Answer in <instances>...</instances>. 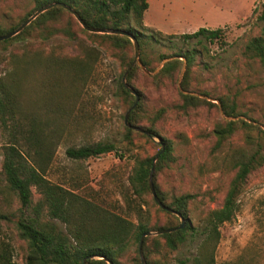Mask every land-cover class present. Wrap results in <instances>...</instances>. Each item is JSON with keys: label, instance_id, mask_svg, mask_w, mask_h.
<instances>
[{"label": "trees", "instance_id": "trees-1", "mask_svg": "<svg viewBox=\"0 0 264 264\" xmlns=\"http://www.w3.org/2000/svg\"><path fill=\"white\" fill-rule=\"evenodd\" d=\"M51 2H60L73 9L88 27L120 29L134 36L139 48V61L148 71H152L162 58L171 57L150 75L155 85L163 79H171L179 71L182 57L184 70L179 81L180 90L177 91L179 103L175 107L181 111L198 105L216 107L204 98L182 91H192L188 78L190 68L202 55L203 42L221 41V28L200 26L191 32L162 34L142 23L143 12L148 5L146 0H31L32 7L15 24L7 27L0 25V35L14 29L36 8ZM260 19L264 20V5ZM55 36L74 41L75 51L72 54L62 53L60 44L49 43ZM78 36H82V39ZM163 37H176L183 41L194 39L198 46L178 49L169 54L161 53L156 56L155 65H152L146 52L147 46L159 42ZM98 47L118 60L122 75L132 59L129 38L121 34L87 31L60 6L40 12L17 33L0 40V128L3 132L0 174L5 192L12 193L19 204L16 220L0 211V226L10 225L24 242V264H82V260L84 264H107L105 259L112 264H140L137 254L139 236L148 230L166 228L174 229L142 238L141 251L146 264H166L151 259V255L159 254L162 250H175L188 235L193 234H199L201 238L188 264H213L219 227L233 219L238 209L237 196L247 176L264 165V130L261 127L264 121L261 125L253 123L251 118L249 122L245 121L238 117L245 114L236 108L232 98L217 96L222 114L235 118L214 123V147L220 146L236 130H242L246 148L240 147L230 153L234 171L221 202L219 206L207 210L198 226L185 222L182 228H176L179 224L177 216L161 209L152 199L147 186L152 156L133 159L125 176L127 187L121 192L124 208L116 211L113 206L107 207L98 202L95 195L74 192L45 176L53 148L60 138L65 133L69 134V130L86 127L87 112L80 99L85 81L91 75L99 55ZM241 54L264 68V23L257 35L247 39ZM139 71V67L133 64L124 77L126 84L138 94L136 104L127 113L126 123L161 139L163 150L153 164L152 186L158 200L178 212L186 221L191 195L181 193L167 196L155 183L157 172L174 158L170 141L158 136L154 126L163 108L151 115L145 113L142 94L134 85ZM118 86L125 98H129L126 112L133 102V96L123 87L121 76ZM142 120L147 123L142 124ZM123 133L127 143L133 136L149 137L131 129L124 122ZM112 150L116 151V146L108 139H80L66 146L64 155L75 161ZM31 188L38 195L34 201ZM145 194L149 195L155 211L164 214L162 224L157 220L151 221ZM42 209L49 218L57 220L62 229L53 222L42 221ZM99 256L102 258H97ZM178 263L187 264L183 260ZM0 264H13L10 245L4 240H0Z\"/></svg>", "mask_w": 264, "mask_h": 264}, {"label": "rangeland", "instance_id": "rangeland-1", "mask_svg": "<svg viewBox=\"0 0 264 264\" xmlns=\"http://www.w3.org/2000/svg\"><path fill=\"white\" fill-rule=\"evenodd\" d=\"M146 1L148 7L143 12L142 23L162 34L191 32L200 26L221 28L223 42H203L202 55L196 58L188 77L192 92L214 103L216 107L198 105L185 111L175 107L179 103L177 91L183 73L179 76L180 69L171 79H163L158 85L153 84L150 78L152 74L140 68L134 79V85L143 97L145 113L151 115L163 108L154 126L158 136L171 143L174 159L157 172L155 183L167 196L190 194L184 224L188 222L191 226H198L207 210L219 206L221 202L234 171L230 153L240 147L246 148L242 130H236L220 146L214 147L213 125L228 117L222 114L217 96L232 98L236 108L245 114L238 117L245 121L252 119L253 123L259 125L264 121V68L241 54L247 39L257 35L264 23L260 19L264 0ZM31 7V0H0V25L7 27L15 24ZM78 38L82 39V36ZM49 43L60 44L59 49L65 54H72L76 48L74 41L61 36H55ZM190 46L198 44L194 39L183 41L176 37H163L159 42L149 44L146 52L151 64L155 65L159 54H169ZM98 48L99 55L91 75L85 81L80 99L87 112L86 127L69 130V134L65 133L60 138L53 148L45 176L74 192L95 195L98 202L120 211L124 208L121 192L127 187L125 176L133 159L137 156H153L159 144L156 137L151 139L148 136H133L130 143L126 142L123 114L129 98H125L118 86L122 67L108 51ZM130 55L133 56L132 44ZM141 123L147 122L142 120ZM80 139H108L115 144L116 151L83 160L66 158L65 147ZM2 142L3 132L0 128V144ZM31 190L34 201L38 195L33 188ZM144 198L151 221L157 220L162 224L164 214L155 211L149 195L145 194ZM237 201L238 209L233 219L219 227L213 264H230L234 260V249L238 251L241 246L250 244L258 252L248 259L247 264H264V165L247 176ZM18 207L15 196L5 192L0 174V211L16 220ZM40 219L53 222L62 229L57 220L47 216L45 209H42ZM200 238L199 234L188 235L175 250H162L159 254H152L151 259L166 264H179L178 261L183 260L188 264ZM0 240L9 243L12 263L24 264L25 244L10 225L1 224ZM259 259H262L261 263Z\"/></svg>", "mask_w": 264, "mask_h": 264}, {"label": "water", "instance_id": "water-1", "mask_svg": "<svg viewBox=\"0 0 264 264\" xmlns=\"http://www.w3.org/2000/svg\"><path fill=\"white\" fill-rule=\"evenodd\" d=\"M52 6H60L62 8H64L65 10H67L72 16L73 18L76 20V22L80 25V27H82L83 29L87 30V31H91V32H99V33H113V34H121V35H125L129 38L131 44H132V49H133V56H132V59L130 60L128 66L125 68V70L123 71L122 75H121V82H122V85L124 88H126L130 94L133 95V102L131 103V105L129 106V108L126 110V112L124 113L123 115V122L126 126L130 127L131 129H134L136 131H139L147 136H149L151 139H153L152 136L149 135V133L140 128V127H137V126H130L128 125V123H126V117H127V113L128 111L134 107V105L136 104L137 100H138V94L136 93V91L131 88L128 84H126L125 80H124V77H125V74H126V71L129 69V67L133 64H136L143 72L147 73V74H153L155 73L160 67L161 65L167 61L168 59H170L171 57H164L160 60V62L158 63L157 66H155V68L152 70V71H148L147 69H145L142 64L140 63L139 59H138V44H137V41L136 39L134 38V36H132L131 34L123 31V30H120V29H96V28H91V27H88L86 26L82 20L79 18V16L77 15V13L71 9L70 7H68L67 5L63 4V3H60V2H51V3H48V4H45L43 6H40L38 8H36L29 16H27L20 24H18L14 29L10 30L9 32H7L6 34H3V35H0V40H3V39H6V38H9L11 37L12 35H14L15 33H17L19 30H21L27 23H29L36 15H38L40 12L48 9L49 7H52ZM180 59L182 60V63H181V67H180V72H179V76L180 74L182 73V71L184 70V59L182 57H180ZM178 84V83H177ZM178 89H179V86H178ZM180 90V89H179ZM183 93H189V94H193V95H198L192 91H182ZM205 97V96H203ZM207 98V97H205ZM235 117H227V119H234ZM262 128L264 129V126H262ZM156 142L159 144V150L156 154H154L151 158V161H150V166H149V170H148V175H147V186H148V189H149V192L152 196V199L154 200V202L157 204V206H159L161 209L169 212V213H173L175 214L178 219H179V224L176 226V228H182L183 225H184V218L178 213V212H175L174 210L168 208L167 206L163 205L159 200L158 198L156 197L155 195V192H154V189H153V186H152V182H151V174H152V170H153V164H154V161L157 157V155L163 150V143L161 141V139L159 137H156ZM174 228H166V229H159V230H148V231H145L143 232L140 236H139V239H138V243H137V254H138V258H139V262L140 264H146L145 260H144V257L142 255V251H141V241H142V238L144 236H147V235H152V234H158V233H163V232H168L170 230H172ZM97 258H102V257H97ZM105 262L107 264H112L109 260H106L105 259ZM82 264L83 263V260H82Z\"/></svg>", "mask_w": 264, "mask_h": 264}, {"label": "crops", "instance_id": "crops-1", "mask_svg": "<svg viewBox=\"0 0 264 264\" xmlns=\"http://www.w3.org/2000/svg\"><path fill=\"white\" fill-rule=\"evenodd\" d=\"M234 251H233L234 260L230 264H247L248 259L253 257L254 254L256 255V253L258 252L256 251L255 247L252 244L248 245L247 247L241 246V250L237 251L236 249H234ZM260 260L262 261V259H259V262L261 263Z\"/></svg>", "mask_w": 264, "mask_h": 264}]
</instances>
